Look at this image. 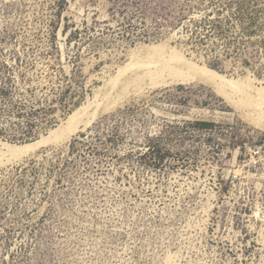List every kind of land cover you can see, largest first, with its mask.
<instances>
[{"label":"rangeland","instance_id":"374dc122","mask_svg":"<svg viewBox=\"0 0 264 264\" xmlns=\"http://www.w3.org/2000/svg\"><path fill=\"white\" fill-rule=\"evenodd\" d=\"M148 45L264 91V0H0V141L92 117L0 165V264H264V129L242 116L264 106L143 68L115 84Z\"/></svg>","mask_w":264,"mask_h":264},{"label":"bare ground","instance_id":"6f19581e","mask_svg":"<svg viewBox=\"0 0 264 264\" xmlns=\"http://www.w3.org/2000/svg\"><path fill=\"white\" fill-rule=\"evenodd\" d=\"M165 49L167 48L163 47L162 45H148L144 47L142 51L145 52V57L143 56V59L134 57L130 64L119 71L114 83L119 84L122 82L121 80L123 76H125L129 71L143 68L146 70V74L151 75L155 85H159L162 82L160 79H162L168 73V78L174 77L176 79V84H178L177 82L185 84H191L192 82L208 83L220 91L231 103L239 104V99L237 101L236 99L232 98V96L228 95L227 91L225 90L226 88L228 90H233L235 92L234 94L245 93L250 104L254 105L255 107L262 108L264 106V91L258 90L257 96L248 93L246 91V87H250L251 85L250 82L246 81L245 79H228L227 77L220 75L215 71L205 67H200L196 63H193L175 51H171L169 54H167ZM142 53L140 52V54ZM165 84L168 83L165 82ZM222 85L226 88H222ZM85 107H81L76 110L61 126L58 127L57 130L52 131L49 136L43 137L35 143L13 146L0 141V147L3 148V150L5 149L7 151V155L10 156V158H7L6 160L0 159V165H6V163L19 161L34 153V151L39 150L43 146L64 142L73 135L77 134L79 131L88 127L92 121V117H85L87 111V108ZM94 116H96V113L93 115V117ZM242 116L255 127L264 129L263 113L257 114L255 117L256 119L246 115L245 112H242Z\"/></svg>","mask_w":264,"mask_h":264},{"label":"built area","instance_id":"2783aa9c","mask_svg":"<svg viewBox=\"0 0 264 264\" xmlns=\"http://www.w3.org/2000/svg\"><path fill=\"white\" fill-rule=\"evenodd\" d=\"M261 142H262V145H261V149L259 150L264 152V138H262ZM261 220L264 221V210L261 212Z\"/></svg>","mask_w":264,"mask_h":264}]
</instances>
